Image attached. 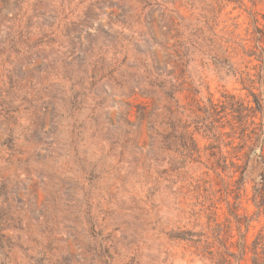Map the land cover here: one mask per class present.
Listing matches in <instances>:
<instances>
[{
  "label": "rangeland",
  "instance_id": "obj_1",
  "mask_svg": "<svg viewBox=\"0 0 264 264\" xmlns=\"http://www.w3.org/2000/svg\"><path fill=\"white\" fill-rule=\"evenodd\" d=\"M256 24L264 0H0V264H261Z\"/></svg>",
  "mask_w": 264,
  "mask_h": 264
},
{
  "label": "trees",
  "instance_id": "obj_2",
  "mask_svg": "<svg viewBox=\"0 0 264 264\" xmlns=\"http://www.w3.org/2000/svg\"><path fill=\"white\" fill-rule=\"evenodd\" d=\"M257 19L255 18L254 22ZM255 29L261 33V36L257 38L256 44H254L251 48L249 53L250 56H256L258 60L261 57H264V47H263V35H264V28H260L257 24L255 25ZM259 48L261 50V55H259L256 51ZM252 96L249 99L250 106L248 107V112L246 114L243 111H237L238 116L237 119L240 123H246L248 126H254L256 133H258V137H262L263 139V146H261V151L257 152L255 155L258 156L260 163L262 164L261 171L259 173L258 178L253 186V195L251 197L252 202L255 204L257 211V215L264 214V101H262L260 95L258 93L253 92L250 89L248 97ZM259 117L260 121L257 122L255 118ZM258 140V138H257ZM263 246L264 249V230L262 229L257 238L252 243V251L257 253V250L260 246ZM254 264H259L257 261H254ZM264 264V261L261 263Z\"/></svg>",
  "mask_w": 264,
  "mask_h": 264
}]
</instances>
